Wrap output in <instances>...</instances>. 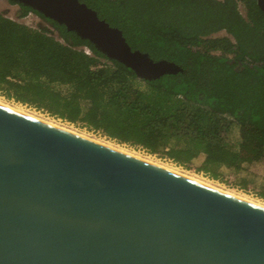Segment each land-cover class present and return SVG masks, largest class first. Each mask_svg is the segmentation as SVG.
I'll return each instance as SVG.
<instances>
[{
  "label": "trees",
  "instance_id": "1",
  "mask_svg": "<svg viewBox=\"0 0 264 264\" xmlns=\"http://www.w3.org/2000/svg\"><path fill=\"white\" fill-rule=\"evenodd\" d=\"M7 1L18 9L15 17L0 11L5 98L185 167L200 158L195 169L213 179L222 180V169L264 168V13L257 0H80L121 29L132 49L182 67L152 80ZM28 13L42 23L22 21ZM236 127L263 143L258 155L242 154L252 141L236 138ZM249 180L264 199V177Z\"/></svg>",
  "mask_w": 264,
  "mask_h": 264
},
{
  "label": "water",
  "instance_id": "2",
  "mask_svg": "<svg viewBox=\"0 0 264 264\" xmlns=\"http://www.w3.org/2000/svg\"><path fill=\"white\" fill-rule=\"evenodd\" d=\"M11 1L141 79L182 71L80 0ZM0 264H264V207L0 104Z\"/></svg>",
  "mask_w": 264,
  "mask_h": 264
},
{
  "label": "rangeland",
  "instance_id": "3",
  "mask_svg": "<svg viewBox=\"0 0 264 264\" xmlns=\"http://www.w3.org/2000/svg\"><path fill=\"white\" fill-rule=\"evenodd\" d=\"M240 11L243 12V7L240 5ZM18 9V5L16 4H12L9 3L7 0H0V11H5L7 12V14L9 16H13L15 17L16 11ZM22 21H24L25 23L36 27L38 24L42 23V20L35 15L34 13H28L26 16L21 18ZM221 33V32H220ZM0 101L1 102H5L7 104H10L12 106H16V107H21L23 110L34 114L36 116H40L42 118L48 119L50 121H53L55 123H58L60 125H63L67 128H70L72 130H74L75 132L78 133H82L84 135H87L91 138H95V139H99V140H103L109 143L114 144L117 147L123 148L129 152L132 153H136L139 154L141 156H146L147 158L154 160L157 163H161V164H165L167 166H172L174 168H177L179 170H182L183 172H185L186 174H189L193 177L196 178H200L202 180H205L219 188H222L224 190H228L232 191L236 194H239L241 196L247 197L249 199H252L254 201L260 202L264 204V199L261 197H258L255 192L257 191L256 188V183L253 181H250L249 179H254L257 184L259 183V181H261L264 177V168L262 165H258L257 167H252V168H248L245 170H242L238 173H234L231 170H226V169H222V173H223V178L222 180H218V179H213L211 177H209L208 175H206L203 172L197 171L195 168L197 167V165L200 162V158H195L194 160H192L191 162L188 163V167H185L183 165H179L174 163L173 161H171L170 159L155 155V154H150L148 152H146L144 149L142 148H138V147H133L130 146L128 144L125 143H119L118 141H116L115 139H111L105 135H103L102 133L98 132V131H94V130H90L87 129L86 127L81 126L80 124H74L71 123L69 121L66 120H62L58 117H54L50 114H48L46 111L41 110V109H36L35 107L32 106H28L26 104H22L20 102H16L12 99H7L5 98L3 95L0 94ZM18 105V106H17ZM234 135L237 138V136H241L244 139H250L252 142L251 144L242 147V154L243 155H248V154H253V155H258V146L263 143L261 141H259V139L249 133V129H247L246 127H241V128H237L234 130ZM254 140V143H253ZM260 146V147H262ZM250 173V174H248ZM205 178V179H204ZM242 183H245L244 185Z\"/></svg>",
  "mask_w": 264,
  "mask_h": 264
},
{
  "label": "bare ground",
  "instance_id": "4",
  "mask_svg": "<svg viewBox=\"0 0 264 264\" xmlns=\"http://www.w3.org/2000/svg\"><path fill=\"white\" fill-rule=\"evenodd\" d=\"M86 52H89V51H86ZM0 104L6 106V107H8V108L14 109V110H16V111H18V112L24 113V114H26V115H28V116H31V117H34V118H36V119H40V120H42V121H45V122H47V123H49V124H51V125H54V126H56V127H59V128L65 129V130H67V131H70V132H73V133H75V134H78V135H80V136H82V137H85V138L91 139V140L96 141V142H98V143L104 144V145H106V146H108V147H111V148L117 149V150H119V151H121V152H124V153H127V154H129V155H132V156H134V157H137V158L143 159V160H145V161H147V162H150V163L156 164V165H158V166H162V167H164L165 169H168V170L173 171V172H175V173L181 174V175L186 176V177H188V178L194 179V180H196V181H199V182H201V183H204V184H206V185H208V186H211V187H213V188H215V189H218V190H220V191H223V192L228 193V194H230V195H233V196H235V197L241 198V199H243V200H246V201H249V202H251V203H254V204H257V205H260V206H263V207H264V204H263V203H260L261 201H260V202L254 201V200H252V199H249V198H247V197H244V196H241V195H239V194L234 193L235 191H234V192L229 191V189H228V190H224V189L219 188V187H217V186H215V185H213V184H211V183H209V182H207V181H205V180H202V179H200V178L198 179V178L193 177V176H191V175H189V174H186V173L183 172L182 170H179V169L174 168V167H172V166H167V165H165V164L157 163V162H155L154 160H151V159L147 158L146 156H141V155H139V154L129 152V151L123 149V148L117 147L118 145L115 146V145L112 144V143H109V142H106V141H103V140H99V139H95V138H91V137H89V136H87V135H84V134H82V133L75 132L74 130H72V129H70V128H67V127H65V126H63V125H60V124L55 123V122H53V121H50V120H48V119L42 118V117H40V116H36V115H34V114H31V113H29V112L23 110L24 108L22 109L21 107L12 106V105H10V104H7V103H5V102H1V101H0ZM17 106H18V105H17ZM204 179H205V178H204Z\"/></svg>",
  "mask_w": 264,
  "mask_h": 264
},
{
  "label": "built area",
  "instance_id": "5",
  "mask_svg": "<svg viewBox=\"0 0 264 264\" xmlns=\"http://www.w3.org/2000/svg\"><path fill=\"white\" fill-rule=\"evenodd\" d=\"M85 51H88L87 49H85Z\"/></svg>",
  "mask_w": 264,
  "mask_h": 264
}]
</instances>
